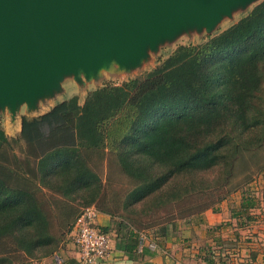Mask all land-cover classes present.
Here are the masks:
<instances>
[{"label":"trees","instance_id":"1","mask_svg":"<svg viewBox=\"0 0 264 264\" xmlns=\"http://www.w3.org/2000/svg\"><path fill=\"white\" fill-rule=\"evenodd\" d=\"M263 96L264 1L218 35L177 47L141 79L95 89L81 105L73 96L45 115L23 117L16 140L0 127V264H13L16 254L39 260L58 252L65 236L70 241L76 219L107 187L99 177L105 160L108 179L129 184L113 200L128 214V231L119 238L125 251H135L144 230L156 227L149 236L161 244L176 237L179 221L201 215L202 225L208 210H219L214 204L250 182L247 174L233 186L237 168L264 172ZM18 141L25 144L24 159L12 153ZM222 182L223 196L199 203ZM76 200L88 207L75 216ZM257 204L242 192L229 221L207 236L231 220L238 228L254 221ZM47 205L58 207L62 233L54 231ZM163 210L165 218L149 223L136 218ZM99 231L110 236L107 228ZM218 238L199 249L204 264H215Z\"/></svg>","mask_w":264,"mask_h":264},{"label":"water","instance_id":"2","mask_svg":"<svg viewBox=\"0 0 264 264\" xmlns=\"http://www.w3.org/2000/svg\"><path fill=\"white\" fill-rule=\"evenodd\" d=\"M256 1L0 0V113L15 122L24 110L22 129L23 117L62 102L65 81L83 95L104 73L139 67L181 34H210Z\"/></svg>","mask_w":264,"mask_h":264},{"label":"rangeland","instance_id":"3","mask_svg":"<svg viewBox=\"0 0 264 264\" xmlns=\"http://www.w3.org/2000/svg\"><path fill=\"white\" fill-rule=\"evenodd\" d=\"M262 0H257L255 3L251 4L247 9L243 10L242 8H237L233 11L232 16L228 18H224L217 27L210 33L206 34L205 32L197 33L196 31H190L188 33L181 34L177 39H175L173 42H165L161 44L157 51L154 53H150L149 57L142 62V64L135 68V69H125V71H115L112 73H104L103 77L98 80L96 83H90L88 87L85 90V93L82 95L79 93L78 88H76V85H74L71 81H65L63 83L64 92L61 95V100L65 101L69 99L70 97L77 96L79 104H83V99L87 97L88 93L101 88L105 85H121L124 82H127L132 79H141L143 78L147 73L155 69L162 61H164L168 56H170L173 51L179 47V46H192L200 44L207 40L208 37H213L218 35L219 33L223 32L224 30L228 29L233 24L237 23L241 18L247 16L251 10L258 5ZM264 96L262 97V99ZM264 101V100H263ZM54 103L52 101L49 102V105H53ZM262 109H264V103L262 104ZM50 108V107H49ZM47 110V109H46ZM44 110V111H46ZM25 116L24 110H21L19 113L18 118L13 122L10 120L9 116L7 114L2 115L0 113V127L5 132L6 136L11 140H16L19 137L21 125L20 120L21 117ZM25 144L22 141H18L17 144H14L12 147V153L18 158V159H24L25 158ZM111 155V152H108L107 150L104 153V160L108 159ZM236 174V181L235 185L240 186L245 180L246 175L248 174L251 178L250 182L243 186L240 190L237 192H233L230 195L226 196L225 199L219 203L214 204L212 207L214 211L218 210L217 213H221V215L226 218H224L225 223L229 221L230 218V210L235 208L241 199V193L247 191V193L253 195L258 201L257 207L251 211L254 221L244 224L243 227L238 228L236 225L235 220H231V226H226L222 231H212L210 234L212 238H209L208 232L211 227H214L216 225H213L211 227L209 226H202L199 225L200 216H194L187 218L185 221H179L177 223L178 233L176 237H180V233L184 231L186 227H192L193 233L190 234L191 237L188 239L189 241H185L182 246L188 249L190 252L189 259L192 262H196L199 264V258H197L198 251L203 246L205 242L211 243L212 240L217 239L219 237V241L215 240L212 245H214V250L216 252V258L214 260L215 264H255L256 258L260 254L263 253L262 256H264V246L262 242V238L259 234L263 232L264 228V172H259L255 170V172H251L249 170L245 171L244 174L241 171V168H237L235 171ZM99 177L102 182H104L105 186H107L105 189H102L103 192L100 200L96 203L94 206L95 209L103 208L107 209L108 211H111L113 214L108 215L110 219L109 226L103 227L107 228L109 231V234L111 236H114L116 239L121 238L120 236L122 234H125L126 231H128V228H126L125 225H127V221L125 220L128 214L126 211L122 210L120 201L119 205H113V200L116 194H119L123 190L129 189V184L127 181H113L112 179H108L110 177V170H109V162L107 164V160H105L103 168L99 172ZM212 177L213 181H217L220 177L219 172H215L213 176H210V179ZM107 181L112 182V184H107ZM225 189L223 188V182L214 187L209 189L207 192L203 194L204 197H202L201 201L198 202L201 204H206L205 201H210V199L217 200L219 197L223 196L225 194ZM51 198V195L49 193H46ZM113 195V196H112ZM121 199V198H120ZM48 203L51 201V199L46 200ZM72 207L76 210L75 216L85 207H88L84 204L83 200H76L72 202ZM47 209H49L50 214L52 216L51 223L54 227V231L58 233H62L63 230H61L59 224L57 223V216L58 214V207L52 206L50 208L49 205H47ZM55 209V210H54ZM212 210H208L207 213L210 217L212 216L211 212ZM224 213H223V212ZM211 212V213H210ZM172 213H174V209L172 210ZM166 211H160L157 213H149L147 215H141L140 218L141 222L143 223H149L152 221H155L156 219H161L166 217ZM74 216V217H75ZM220 217V216H219ZM212 220V218H209ZM163 220H160V222ZM220 223V224H221ZM219 225V224H217ZM135 226V225H134ZM138 227V226H136ZM156 228V227H155ZM155 228L147 229L142 231L146 233L147 235H151L152 231H156ZM213 229V228H212ZM66 229H64L65 232ZM187 232V230H186ZM205 234V238H203ZM213 234V235H212ZM238 237H236V235ZM72 235V234H71ZM173 235V233H172ZM185 235V234H184ZM71 242L67 240V236H65L64 241L60 244V250L55 252L51 256H47L44 258H40L39 260H34L26 257L23 254H16L12 255V262L13 264H59L57 262V258L60 260L61 257L64 259H67L68 253L70 252L69 247H71ZM252 249V253H255V255H252L251 258L249 255H247L249 252V249ZM260 251L262 253H260ZM247 252V254H246ZM58 256V257H57ZM57 257V258H56ZM62 260V259H61ZM201 260V259H200ZM260 263V261H259ZM261 263H264V257L263 261Z\"/></svg>","mask_w":264,"mask_h":264},{"label":"crops","instance_id":"4","mask_svg":"<svg viewBox=\"0 0 264 264\" xmlns=\"http://www.w3.org/2000/svg\"><path fill=\"white\" fill-rule=\"evenodd\" d=\"M212 216L213 217H210L206 212L204 215V221L202 226L204 225L211 227L227 220H224L226 216H222L221 213L216 214V212H213ZM209 218H212V220H210ZM95 222L97 228L101 229L103 227L109 226L110 219L107 214L97 212ZM192 233L193 232L189 228H185V230L180 233V238L172 239L171 237L167 242H162L161 244H158L155 239L152 238V236L141 234L137 242V248L135 249V251L131 252H127L124 250L125 246L124 243H121V239H116L114 236L110 235V253L106 260L97 264H197L196 262L191 263L189 259L190 252L187 248L182 246L185 241H189L188 239L191 237L190 234ZM259 235L262 238L261 240L264 246V228L263 232H261V234ZM203 238H205V234ZM69 249L70 252L68 253L67 259L61 257L62 260H59L57 256V262L59 264H80L77 261V257L72 243ZM249 251L251 252L247 254V251L246 254L249 255V257L251 258L252 255H255V253H252L251 248L249 249ZM263 251L264 250H262V252ZM262 252L260 251V253ZM262 255L263 253L260 254L258 258H256L255 264H264L261 263L264 257ZM199 262V264H204L200 259Z\"/></svg>","mask_w":264,"mask_h":264},{"label":"built area","instance_id":"5","mask_svg":"<svg viewBox=\"0 0 264 264\" xmlns=\"http://www.w3.org/2000/svg\"><path fill=\"white\" fill-rule=\"evenodd\" d=\"M96 215L95 208L88 207L82 211L74 225L71 243L80 264H97L106 260L110 253V237L97 228Z\"/></svg>","mask_w":264,"mask_h":264}]
</instances>
